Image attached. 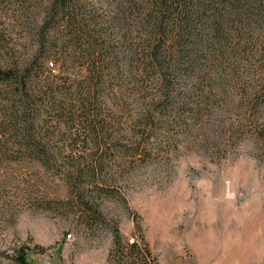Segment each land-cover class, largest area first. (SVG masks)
<instances>
[{
  "label": "trees",
  "instance_id": "trees-1",
  "mask_svg": "<svg viewBox=\"0 0 264 264\" xmlns=\"http://www.w3.org/2000/svg\"><path fill=\"white\" fill-rule=\"evenodd\" d=\"M18 1L39 20L31 52L0 62V171L24 159L47 167L59 143L88 148L99 170L78 164L66 179L85 223L100 220L82 182L106 163L163 158L157 120L214 118L210 142L248 136L264 148V0ZM136 102L146 110L134 116ZM30 252L6 257L36 264Z\"/></svg>",
  "mask_w": 264,
  "mask_h": 264
},
{
  "label": "rangeland",
  "instance_id": "rangeland-1",
  "mask_svg": "<svg viewBox=\"0 0 264 264\" xmlns=\"http://www.w3.org/2000/svg\"><path fill=\"white\" fill-rule=\"evenodd\" d=\"M17 6L28 8L21 21ZM38 20L34 5L0 0V62L31 52ZM133 110L146 108L136 102ZM155 111L156 119L165 114ZM182 119L157 120L158 140H170L163 158L106 163L93 185L81 183L96 224L81 218L66 183L77 166H93L88 148L59 143L47 167L28 159L4 164L0 251L8 255L0 264H11L6 256L18 247L29 248L36 264H209L200 253L208 242L234 244L223 264H264V148L248 136L224 147L228 134L214 144L203 132L214 118Z\"/></svg>",
  "mask_w": 264,
  "mask_h": 264
},
{
  "label": "bare ground",
  "instance_id": "bare-ground-1",
  "mask_svg": "<svg viewBox=\"0 0 264 264\" xmlns=\"http://www.w3.org/2000/svg\"><path fill=\"white\" fill-rule=\"evenodd\" d=\"M219 250L220 258H218ZM235 252L234 244H223L219 248V245L215 244V242H208L200 246V253L209 264H223L228 260L227 257Z\"/></svg>",
  "mask_w": 264,
  "mask_h": 264
}]
</instances>
